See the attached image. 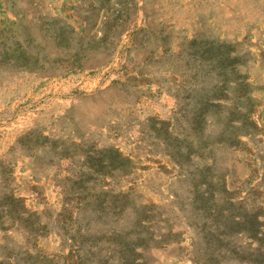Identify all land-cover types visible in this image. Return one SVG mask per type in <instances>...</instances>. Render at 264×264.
Instances as JSON below:
<instances>
[{
  "label": "rangeland",
  "instance_id": "rangeland-1",
  "mask_svg": "<svg viewBox=\"0 0 264 264\" xmlns=\"http://www.w3.org/2000/svg\"><path fill=\"white\" fill-rule=\"evenodd\" d=\"M0 264H264V0H0Z\"/></svg>",
  "mask_w": 264,
  "mask_h": 264
},
{
  "label": "trees",
  "instance_id": "trees-1",
  "mask_svg": "<svg viewBox=\"0 0 264 264\" xmlns=\"http://www.w3.org/2000/svg\"><path fill=\"white\" fill-rule=\"evenodd\" d=\"M256 230H257V228H256L255 226H253L251 229H249V232H250V233H251V232L255 233Z\"/></svg>",
  "mask_w": 264,
  "mask_h": 264
}]
</instances>
